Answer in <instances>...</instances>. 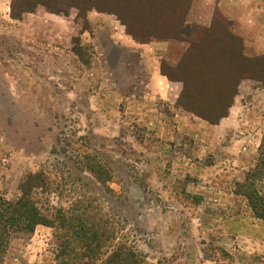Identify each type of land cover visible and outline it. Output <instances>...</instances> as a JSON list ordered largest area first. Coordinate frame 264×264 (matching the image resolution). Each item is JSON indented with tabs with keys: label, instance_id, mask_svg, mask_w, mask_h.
Segmentation results:
<instances>
[{
	"label": "rangeland",
	"instance_id": "rangeland-1",
	"mask_svg": "<svg viewBox=\"0 0 264 264\" xmlns=\"http://www.w3.org/2000/svg\"><path fill=\"white\" fill-rule=\"evenodd\" d=\"M174 1L97 0L87 11L63 6L65 15L38 6L14 20L11 0H0V196L18 198L25 176L44 172L48 189L31 195L40 207L90 199V214L106 216L116 243L147 264H264V216L240 190L264 140V86L242 80L233 115L218 126L181 109L182 84L154 69L182 77L192 32L211 23L188 20L193 0ZM217 1L220 35L243 33L264 7ZM176 3L184 40L147 39L169 45L142 62L112 12L151 23ZM262 19L259 37H239L245 57L264 56L253 50ZM55 254L53 231L38 227L12 239L0 264H56Z\"/></svg>",
	"mask_w": 264,
	"mask_h": 264
},
{
	"label": "trees",
	"instance_id": "trees-1",
	"mask_svg": "<svg viewBox=\"0 0 264 264\" xmlns=\"http://www.w3.org/2000/svg\"><path fill=\"white\" fill-rule=\"evenodd\" d=\"M94 1L97 0H11L10 17L20 20L38 6L56 15L66 14L63 6L87 11L96 7ZM104 8L101 11L107 12L108 8ZM179 11L176 3L165 16L156 12L151 23L135 19L122 10L112 13L129 37L137 43H145L150 38L184 40L186 33H183L185 26L181 16L185 15V10L182 15ZM220 22L226 23L220 15L212 17L209 28L192 32L189 48L177 65L182 77L161 72L170 81L182 84L178 106L211 125L227 116L242 80H253L264 86V56L245 57L239 37L227 30L226 34L218 33L216 27ZM260 148L255 169L248 172L240 187L255 216H264V189L256 187L257 181L264 183V140ZM49 184L50 178L44 172L28 174L19 186L18 198L7 200L0 196V261L12 239L28 238L37 226H43L53 231L56 264H147L131 246L116 243L106 216L90 214V199L70 203L66 209L52 208L51 213L40 207L31 195L36 190L48 189Z\"/></svg>",
	"mask_w": 264,
	"mask_h": 264
},
{
	"label": "crops",
	"instance_id": "crops-1",
	"mask_svg": "<svg viewBox=\"0 0 264 264\" xmlns=\"http://www.w3.org/2000/svg\"><path fill=\"white\" fill-rule=\"evenodd\" d=\"M216 1L217 0H193L192 4L190 6V9H189L188 15H187L188 20H191L192 21L191 23H196V24H199L203 27H208L211 23L213 14L215 13V11L217 9H219L220 3L216 4ZM258 11H261V13H262L261 18H258L257 20H256V18L251 19L250 20V26L245 28V31L243 30V33H239V32H237V34L235 33L236 36L242 37L245 39L248 37H255V36L259 37V35H257V33H260V32H257V30L260 31L262 28V24L260 26L259 21L263 20L262 17L264 14V7H260V10H258ZM222 13H223V11H222ZM223 15L225 17L229 18V15L227 14V12H224ZM88 17L89 18L91 17L90 19L93 20L94 19L93 17H95V16H94V14L91 13L88 15ZM109 30H110V28H109ZM125 39H126L125 45H127V47H130V49H133V51L139 55L142 62H144L146 64L151 61V57L154 59H155L154 56L158 57L159 54L157 52L165 50L167 45H169L168 42L137 43L128 35H125ZM254 45H255V43H254ZM256 46L257 47L253 48V50L258 54H264V35L262 36V40L259 41L256 44ZM184 51L185 50H182L181 54H183ZM120 53H121L120 50L116 52V54H118L116 62H120ZM154 70H155L154 74H156V70H157L158 74L161 75L159 67L155 68ZM156 80L162 83L161 79H156ZM238 97L239 96L237 95L234 98L233 103L228 110L227 116L220 119L218 121V123L216 124L217 126L220 125L223 121L228 120L231 117V115H233L234 109L236 107V103L238 101ZM38 227L42 228L43 226H37L35 228V230ZM43 228H45V227H43Z\"/></svg>",
	"mask_w": 264,
	"mask_h": 264
}]
</instances>
